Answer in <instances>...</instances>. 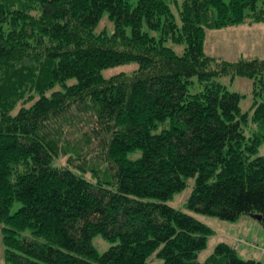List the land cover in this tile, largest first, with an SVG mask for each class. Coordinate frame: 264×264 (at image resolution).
Instances as JSON below:
<instances>
[{
    "label": "trees",
    "instance_id": "trees-1",
    "mask_svg": "<svg viewBox=\"0 0 264 264\" xmlns=\"http://www.w3.org/2000/svg\"><path fill=\"white\" fill-rule=\"evenodd\" d=\"M262 22L264 0H0V264H264L226 242L200 262L213 229L167 203L194 177L190 209L264 227V59L204 52ZM226 75L253 80V124Z\"/></svg>",
    "mask_w": 264,
    "mask_h": 264
},
{
    "label": "rangeland",
    "instance_id": "rangeland-1",
    "mask_svg": "<svg viewBox=\"0 0 264 264\" xmlns=\"http://www.w3.org/2000/svg\"><path fill=\"white\" fill-rule=\"evenodd\" d=\"M180 2H182V0H180ZM262 2L263 0H260V4H262ZM174 12L180 23V16L176 8H174ZM114 30V21L109 18L108 13H105L96 26L95 31L97 33L106 31L108 34H112ZM154 34H156V32H154ZM166 45L173 47L178 54L183 53L185 49V44H177L171 40L166 42ZM204 52L209 56L224 59L228 62H236L242 58L264 59V22L207 29L205 33ZM138 68L139 64L134 61L105 68L103 69L102 74L106 78L118 74L131 75ZM194 79L196 80V77H194ZM218 80L224 84L229 91L237 92L242 96L240 101L241 110L243 113L248 114L249 122L250 124H253L252 117L254 114L255 102L253 80L248 77H233L232 75L222 76L218 78ZM55 89H59V86ZM196 90V88H193L192 92ZM249 131L250 129L247 128V135L250 134ZM139 154L140 152L137 154H129V157L134 158ZM257 155H264V142L259 146ZM195 181L194 177L186 179V187L182 191L177 192L173 198L167 201V203L193 215L213 229V233L208 237L207 247L199 253V261H207L214 253L216 246L221 242H226L236 248L238 255L242 259H255L264 263V255L257 250L251 249L245 244L241 246L237 245L239 240H247L248 242L264 245V227L260 221L253 218L251 215H243L236 221H227L216 216L203 214L190 209L188 207V199L195 186ZM20 205L19 202H16L12 208V212H15ZM26 234L29 235V231H27ZM93 243L100 253L105 252L111 246V243L102 235L95 236ZM5 251L6 246L3 240V230L0 225V263L6 261ZM149 261L151 264H163L162 259L154 258Z\"/></svg>",
    "mask_w": 264,
    "mask_h": 264
},
{
    "label": "crops",
    "instance_id": "crops-1",
    "mask_svg": "<svg viewBox=\"0 0 264 264\" xmlns=\"http://www.w3.org/2000/svg\"><path fill=\"white\" fill-rule=\"evenodd\" d=\"M244 219H246V218H244ZM236 238V237H235ZM229 244V243H228ZM248 245L251 249H255V250H257L259 253H261L260 252V250L257 248V247H255L253 244H254V242H248L247 240H239L238 242H237V245L238 246H241V245ZM232 246V245H231ZM262 254V253H261ZM262 255H264V254H262Z\"/></svg>",
    "mask_w": 264,
    "mask_h": 264
},
{
    "label": "water",
    "instance_id": "water-1",
    "mask_svg": "<svg viewBox=\"0 0 264 264\" xmlns=\"http://www.w3.org/2000/svg\"><path fill=\"white\" fill-rule=\"evenodd\" d=\"M251 216L253 218L257 219L258 221H261L262 220V215H260V214H252Z\"/></svg>",
    "mask_w": 264,
    "mask_h": 264
},
{
    "label": "built area",
    "instance_id": "built-area-1",
    "mask_svg": "<svg viewBox=\"0 0 264 264\" xmlns=\"http://www.w3.org/2000/svg\"><path fill=\"white\" fill-rule=\"evenodd\" d=\"M254 246L257 247L260 250L261 253H264V245H262V246H256L254 244Z\"/></svg>",
    "mask_w": 264,
    "mask_h": 264
}]
</instances>
